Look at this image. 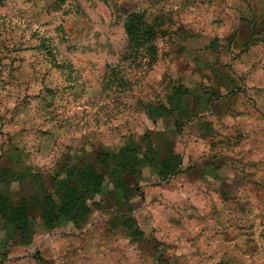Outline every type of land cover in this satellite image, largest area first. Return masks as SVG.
Listing matches in <instances>:
<instances>
[{
  "label": "rangeland",
  "instance_id": "1",
  "mask_svg": "<svg viewBox=\"0 0 264 264\" xmlns=\"http://www.w3.org/2000/svg\"><path fill=\"white\" fill-rule=\"evenodd\" d=\"M175 87L187 115L149 119ZM121 150L137 164L112 178L96 157ZM94 163L84 223L48 229L34 200L29 242L0 223V264H264V0H0V195L59 205Z\"/></svg>",
  "mask_w": 264,
  "mask_h": 264
},
{
  "label": "trees",
  "instance_id": "2",
  "mask_svg": "<svg viewBox=\"0 0 264 264\" xmlns=\"http://www.w3.org/2000/svg\"><path fill=\"white\" fill-rule=\"evenodd\" d=\"M124 32L129 43L131 55L134 59L143 60L148 52L154 56V39L156 38L157 31L154 24L149 22L143 12L130 13L124 23ZM151 55V56H152ZM154 58V57H152ZM186 90L182 87H175L173 92L167 96V105H150L147 107V115L149 119L155 121L156 119L163 118L175 114L177 112L187 115L184 107V98L186 96ZM121 152V153H120ZM119 153L122 155L120 161L116 155L106 154L98 155L96 162L101 167L111 166L109 176L115 178L117 171L114 169L118 167H124L121 164L125 162L126 166L137 164V160L126 159L125 150ZM126 159V160H125ZM117 162V163H116ZM162 170L168 172L167 175L172 174L171 164L168 161L162 162ZM119 178V177H118ZM105 179L100 174L99 170L95 166V163L91 166L83 167L78 173V180L71 187L63 186L60 190L61 202L56 204L50 194L44 193L43 197H33L27 202L26 199H21L18 205H14L9 202L7 197L0 195V223L7 228L8 232L12 235H18L19 239L24 242H29L31 236L34 234L32 221L29 217L30 205L37 202L41 209V219L44 227L50 229L56 227L59 224L60 219H67L73 223L76 228H79L84 223V217H88L91 213V208L88 206V202L93 197L102 192ZM122 184L115 183V187H120ZM126 226L131 230L132 236L140 234L139 229L135 227L131 220L126 221Z\"/></svg>",
  "mask_w": 264,
  "mask_h": 264
}]
</instances>
